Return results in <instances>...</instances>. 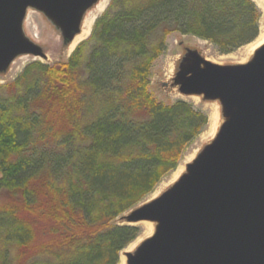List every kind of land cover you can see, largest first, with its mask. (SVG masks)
I'll use <instances>...</instances> for the list:
<instances>
[{
  "label": "trees",
  "instance_id": "obj_1",
  "mask_svg": "<svg viewBox=\"0 0 264 264\" xmlns=\"http://www.w3.org/2000/svg\"><path fill=\"white\" fill-rule=\"evenodd\" d=\"M259 20L252 0H110L66 62H33L0 86V264H118L139 234L122 215L207 124L148 91L165 38L229 54Z\"/></svg>",
  "mask_w": 264,
  "mask_h": 264
},
{
  "label": "water",
  "instance_id": "obj_2",
  "mask_svg": "<svg viewBox=\"0 0 264 264\" xmlns=\"http://www.w3.org/2000/svg\"><path fill=\"white\" fill-rule=\"evenodd\" d=\"M99 0H0V74L21 56L45 59L23 31L41 13L68 46ZM182 96L218 102L222 123L185 172L122 217L154 233L126 264H264V44L245 64L217 65L187 49L171 82Z\"/></svg>",
  "mask_w": 264,
  "mask_h": 264
},
{
  "label": "rangeland",
  "instance_id": "obj_3",
  "mask_svg": "<svg viewBox=\"0 0 264 264\" xmlns=\"http://www.w3.org/2000/svg\"><path fill=\"white\" fill-rule=\"evenodd\" d=\"M100 1L103 0H99L98 3ZM104 1L106 5L102 10V12L97 14L96 19L99 16H101V14L108 7L110 0H104ZM93 8L94 7H92L91 9ZM257 9L259 10L258 7ZM29 11L30 12L28 16L25 17L26 19L23 24L24 34L29 36L30 40L42 49L46 58L45 59L33 58L31 56H21L17 58L10 65L9 69L5 73L0 74V86L13 82L15 79L18 78V76H20L23 69L27 65L33 62H40L44 65L52 66L57 63L66 62L70 57V55L72 54V51L71 52L68 51L67 47L62 44L61 36L59 32L54 28V26L41 13L34 10H29ZM259 13H260V20H259V33H260V26H261L260 22L262 18V14L260 10ZM88 37L85 40H87ZM165 45H166L165 51L161 56L158 57L157 60L154 61L152 65L151 77L149 81V90H148L149 93L157 102L166 106L171 105L176 101H184L189 103L195 110L202 112L206 116L207 124L202 130V132L195 138V140L185 149L176 169L170 172L166 177H164L162 181L155 187L153 192L149 194L138 206L158 197L176 180H178V178L185 172L186 165L192 162V160L200 152L202 147L206 145L207 142H209V138H203L204 134L207 132L209 128L207 108L215 104L218 105L220 108L218 102H204L201 97L182 96L178 93V90L176 88L170 86L172 79L175 75V72L177 70L178 63L182 58V56H184L185 51L187 49L196 50L205 60L213 64L236 65L239 64V62L236 60L234 54H236L239 49L247 46L245 45L229 54H221L211 43L207 41L200 40L190 35H180L178 33L169 34L165 38ZM220 118H221V113H220ZM179 167H183L182 172L179 173L178 176L173 179V175ZM127 214L128 212L122 216H125ZM115 223L118 225H124V223H120L118 219L115 221ZM130 226L138 228L139 234L137 238L133 242H131L127 246V248L124 249V251H122L121 253L122 255H124V253L126 252L129 253L133 252L137 248V246H139V244H141L145 239H147L154 233V227L151 231L145 232V230L143 229V223L131 224ZM120 259H121V255L119 257V262Z\"/></svg>",
  "mask_w": 264,
  "mask_h": 264
},
{
  "label": "bare ground",
  "instance_id": "obj_4",
  "mask_svg": "<svg viewBox=\"0 0 264 264\" xmlns=\"http://www.w3.org/2000/svg\"><path fill=\"white\" fill-rule=\"evenodd\" d=\"M252 1L256 4V6L259 8V10L261 11V14H262V18H261V22H260V24H261L260 33H259L258 38L254 42H252L251 44H248L244 48L239 49L237 51V53L234 54V56H235L236 60L239 62V64H245L246 62H248L250 60V58L252 57L254 51L257 48H259L261 45L264 44V0H252ZM105 5H106V3L104 0L100 1L97 5L94 6L93 9L89 10L84 15L83 20H82V24H81L80 33L74 38V40L72 41L71 44L66 46L68 51L73 52V50L76 48V46L78 44H80L82 41H84L90 35L92 26L96 20V16L98 13L102 12ZM29 12L30 11L28 10L26 16H28ZM24 22H25V20H24ZM26 37L30 40L29 36L26 35ZM220 111H221V109L216 104L211 105L207 108L208 127L209 128L203 136V138H209V142H207V144L212 141V139L214 138L215 134L218 131V128L220 127V125L222 123V119L220 118ZM182 168L183 167H179L177 169V171L173 175V179L175 177H177L179 173L182 172ZM142 223H143V229L145 230V232L151 231L153 229V227L155 228V225L153 223L152 224L149 222H142ZM125 261H126L125 256L121 254V259H120L119 264H126Z\"/></svg>",
  "mask_w": 264,
  "mask_h": 264
}]
</instances>
